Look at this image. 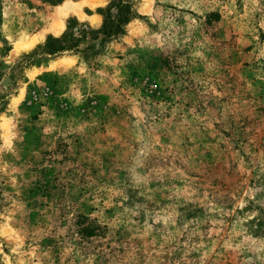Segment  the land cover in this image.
<instances>
[{
  "label": "rangeland",
  "instance_id": "obj_1",
  "mask_svg": "<svg viewBox=\"0 0 264 264\" xmlns=\"http://www.w3.org/2000/svg\"><path fill=\"white\" fill-rule=\"evenodd\" d=\"M130 1L0 0V264H264V0Z\"/></svg>",
  "mask_w": 264,
  "mask_h": 264
},
{
  "label": "trees",
  "instance_id": "obj_2",
  "mask_svg": "<svg viewBox=\"0 0 264 264\" xmlns=\"http://www.w3.org/2000/svg\"><path fill=\"white\" fill-rule=\"evenodd\" d=\"M53 5L63 0H42ZM96 12L102 16L99 28L92 29L85 23H79L76 18L67 22L66 30L59 36L48 35L42 45H38L31 53L23 56L24 62L32 64L40 55L56 57L65 51L76 52L85 40H109L125 33L127 25L135 18L140 17L133 8L130 0H108L104 7Z\"/></svg>",
  "mask_w": 264,
  "mask_h": 264
},
{
  "label": "bare ground",
  "instance_id": "obj_3",
  "mask_svg": "<svg viewBox=\"0 0 264 264\" xmlns=\"http://www.w3.org/2000/svg\"><path fill=\"white\" fill-rule=\"evenodd\" d=\"M88 1H89V0H87V2H88ZM58 10H60V9H58ZM62 13H64V12L58 11V15H59L60 17L63 15ZM93 20H94L96 23L99 22V19H98V18H94ZM55 26H56V25H55ZM56 27H57V28L60 27V26H59V23H57V26H56ZM60 28H61V27H60Z\"/></svg>",
  "mask_w": 264,
  "mask_h": 264
}]
</instances>
